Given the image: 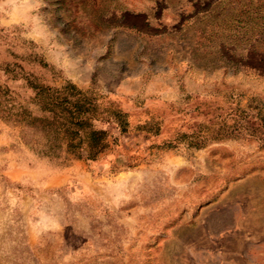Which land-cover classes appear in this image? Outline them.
Listing matches in <instances>:
<instances>
[{"label": "rangeland", "instance_id": "374dc122", "mask_svg": "<svg viewBox=\"0 0 264 264\" xmlns=\"http://www.w3.org/2000/svg\"><path fill=\"white\" fill-rule=\"evenodd\" d=\"M57 95L109 146L0 112V264H264V0H0V99Z\"/></svg>", "mask_w": 264, "mask_h": 264}, {"label": "trees", "instance_id": "16d2710c", "mask_svg": "<svg viewBox=\"0 0 264 264\" xmlns=\"http://www.w3.org/2000/svg\"><path fill=\"white\" fill-rule=\"evenodd\" d=\"M69 86L74 87L73 85ZM43 88L41 87V90ZM59 109L61 110L59 111ZM42 110L50 111L51 115H34L32 111L22 105L8 106L0 99V112L6 114V119L24 123L27 127L50 128L55 134H59L63 130L69 139L68 147L72 151H76L86 144L90 151L89 157L93 159L108 148L107 131L96 129L93 126V119L97 111L94 106L90 107L87 102H83L81 99L72 100L69 96L57 95L54 97V102L44 105Z\"/></svg>", "mask_w": 264, "mask_h": 264}]
</instances>
